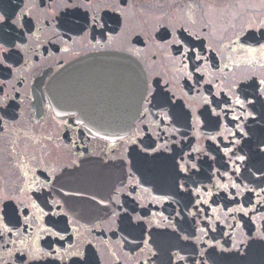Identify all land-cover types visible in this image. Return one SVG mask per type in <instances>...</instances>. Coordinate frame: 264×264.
<instances>
[{"label": "flooded vegetation", "instance_id": "af4514ba", "mask_svg": "<svg viewBox=\"0 0 264 264\" xmlns=\"http://www.w3.org/2000/svg\"><path fill=\"white\" fill-rule=\"evenodd\" d=\"M0 264H264V0H0Z\"/></svg>", "mask_w": 264, "mask_h": 264}, {"label": "water", "instance_id": "95a60500", "mask_svg": "<svg viewBox=\"0 0 264 264\" xmlns=\"http://www.w3.org/2000/svg\"><path fill=\"white\" fill-rule=\"evenodd\" d=\"M132 75L134 76V80L129 83L127 86H120L118 88L119 97L118 100H122L123 98L127 96L129 97V103L128 106L131 108H134V111H131L129 114V119H118V120H112L111 118H104L102 121V126L100 127L103 132L109 133V134H115V135H121L125 131H127L128 127L132 126L136 119H137V106L139 104V100L141 99V93L143 87L141 86V79L138 72L134 71L132 72ZM67 81H68V74L67 71L61 72L57 75L56 79L53 81V86L50 89L51 94V102L54 106V108L61 112L65 105L67 104V97H68V87H67ZM116 89V88H115ZM113 89V91H115ZM74 91V89H71ZM89 90V89H88ZM79 94L80 89L76 90ZM92 91V90H91ZM110 91V90H109ZM127 91V93H126ZM125 93V94H123ZM89 96L97 97V102H95L96 105H101V102L106 101L105 103H108L110 105L113 101L112 93L107 92L106 89L102 90H93V93ZM103 100H100L101 98ZM78 101L76 98L72 97L71 102ZM106 112H102L100 114H104ZM111 115V112L109 113ZM118 124V125H116Z\"/></svg>", "mask_w": 264, "mask_h": 264}, {"label": "snow or ice", "instance_id": "6c2138e0", "mask_svg": "<svg viewBox=\"0 0 264 264\" xmlns=\"http://www.w3.org/2000/svg\"><path fill=\"white\" fill-rule=\"evenodd\" d=\"M237 103H240V101H237Z\"/></svg>", "mask_w": 264, "mask_h": 264}]
</instances>
